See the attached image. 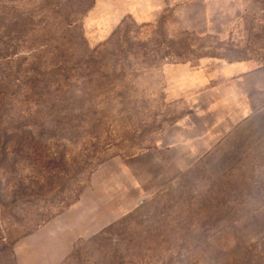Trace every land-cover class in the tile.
<instances>
[{
	"label": "rangeland",
	"instance_id": "obj_1",
	"mask_svg": "<svg viewBox=\"0 0 264 264\" xmlns=\"http://www.w3.org/2000/svg\"><path fill=\"white\" fill-rule=\"evenodd\" d=\"M98 1L0 0V264H264V0Z\"/></svg>",
	"mask_w": 264,
	"mask_h": 264
},
{
	"label": "crops",
	"instance_id": "obj_2",
	"mask_svg": "<svg viewBox=\"0 0 264 264\" xmlns=\"http://www.w3.org/2000/svg\"><path fill=\"white\" fill-rule=\"evenodd\" d=\"M104 0H99L97 6L102 9V3ZM110 26L113 30L117 28L121 22L128 17L133 18L137 23L150 24L154 23L159 17L169 11L171 8L180 4L183 0H110ZM186 1V0H185ZM208 26L211 20L206 19ZM116 24V25H115ZM248 68L245 66H237L232 68H220L217 72L208 73L206 80L203 82V87H197V89L205 90L212 96H217L219 92H228L227 95L231 101H234L235 105L240 103L241 98L244 96L242 92L250 89H260L262 85L263 70L256 68L254 72H247ZM251 74L253 75V82L251 81ZM211 75V76H210ZM243 99V98H242ZM219 99H214L211 107H217ZM244 102V101H242ZM251 105L245 101L242 104V108L239 111V116H232L233 123L235 125L242 124L245 120L251 119ZM238 107V106H237ZM256 115V114H255ZM253 115V116H255ZM224 115L217 117L218 124H224ZM245 121V122H247Z\"/></svg>",
	"mask_w": 264,
	"mask_h": 264
},
{
	"label": "trees",
	"instance_id": "obj_3",
	"mask_svg": "<svg viewBox=\"0 0 264 264\" xmlns=\"http://www.w3.org/2000/svg\"><path fill=\"white\" fill-rule=\"evenodd\" d=\"M1 138H2V128H1V124H0V150H1L2 146H3V145H2L3 143L1 142ZM1 153H2V152H0V168H1L2 163H3V162H2V158H1Z\"/></svg>",
	"mask_w": 264,
	"mask_h": 264
}]
</instances>
